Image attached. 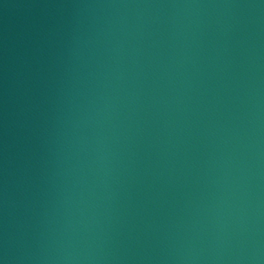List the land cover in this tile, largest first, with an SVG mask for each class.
<instances>
[{"label":"water","instance_id":"95a60500","mask_svg":"<svg viewBox=\"0 0 264 264\" xmlns=\"http://www.w3.org/2000/svg\"><path fill=\"white\" fill-rule=\"evenodd\" d=\"M0 264H264V0H0Z\"/></svg>","mask_w":264,"mask_h":264}]
</instances>
